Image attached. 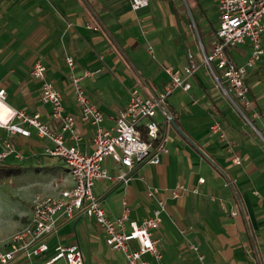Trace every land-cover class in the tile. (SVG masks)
<instances>
[{
    "label": "crops",
    "instance_id": "0c3cea01",
    "mask_svg": "<svg viewBox=\"0 0 264 264\" xmlns=\"http://www.w3.org/2000/svg\"><path fill=\"white\" fill-rule=\"evenodd\" d=\"M197 1L195 17L183 0H149L138 9L132 7V0H0V82L6 87L7 102L40 111L44 120L49 119L51 107L41 100L40 81L31 75L34 62L41 57L67 111L77 117L82 135L79 147L91 152L96 146L95 125L81 117L66 56L73 55L78 74L87 68L99 69L84 78L83 84L104 111V124L112 125L134 87L145 95L157 93L170 78L164 64L184 66L189 50L199 58V42L202 54L212 48L219 27L218 0ZM229 53L237 63H245L251 54L249 41L229 48ZM209 70L200 67L189 91L176 89L168 96L166 106L173 123L163 126L169 136L168 152L160 162L135 167L127 181L97 180L94 191L110 216L121 214L127 201L131 219L140 222L157 207V199L147 191L158 186L156 197L165 200V209L163 223L154 233L160 237L163 261L168 264H200L190 242L199 245L208 264H264V139L215 87ZM246 80L260 114L255 118L249 111L257 125L252 123L264 135V58L249 69ZM5 114L6 108L0 104L4 119ZM214 114L223 121L227 135L237 140V150L243 155L241 164L232 162L226 142L210 132ZM157 117L164 119L161 110ZM51 124L55 129L61 127L59 120H51ZM31 129L29 136H23L0 126V150L4 140L11 138L25 158L10 155L9 159L27 160L31 167L39 162L49 168L60 161L64 164L61 157L44 153V146L52 142ZM65 135L68 143H75L69 131ZM104 163L112 172L120 167L111 156ZM201 176L204 182L199 181ZM178 182H184L187 189L174 197L172 190ZM67 184H74L71 173ZM233 209L236 214H232ZM47 242L49 248L34 258V263L48 261L59 243L78 242L85 264H127L125 252L107 243L102 227L93 218L63 220ZM137 244V240L131 241V246ZM53 264H64V259Z\"/></svg>",
    "mask_w": 264,
    "mask_h": 264
},
{
    "label": "built area",
    "instance_id": "2783aa9c",
    "mask_svg": "<svg viewBox=\"0 0 264 264\" xmlns=\"http://www.w3.org/2000/svg\"><path fill=\"white\" fill-rule=\"evenodd\" d=\"M148 3L149 0H132V7L138 9ZM217 11L219 27L216 39L209 51L204 50L203 62L232 100L236 102L233 94L247 109L252 105V99L246 78L249 69L256 67L264 58V0H218ZM95 28L99 27L96 25ZM247 41L251 46V54L245 63L239 64L230 56L229 48ZM149 51L154 55L152 46H149ZM66 62L70 67L71 84L81 117L95 125L96 146L91 152L79 147L82 135L77 127V117L67 111L63 95L48 78L47 65L41 57L34 62L31 75L40 81L41 100L51 107L48 120L42 118L40 111L31 112L24 107L11 106L7 102L6 87L0 82V104L7 113L6 119L0 115V126L7 128L9 133L23 136H29L31 128H35L40 137L52 142V145L44 146V153L61 157L74 178L72 186L53 190L35 201L29 222L0 245V264H17L23 260L26 264H53L59 258L64 259V264H85L83 250L78 242L59 243L55 254L48 261L33 262L34 258L47 251V238L57 232L61 222L78 216L96 220L105 233L107 243L125 252L127 264H153V261L155 264H168L163 261L160 237L154 233L163 223L165 209V200L156 197L159 187L148 188V195L155 197L158 205L151 214L138 222L131 219L127 201H124L121 214L110 216L102 198L95 193L94 185L97 180L127 181L129 171L135 167L160 162L162 155L168 152L169 136L163 126L173 123V115L166 106L167 98L176 89L189 91L192 88V78L200 68V61L189 50L188 61L184 66L164 64L170 77L164 88L145 95L140 88L134 87L127 103L119 111L116 122L109 126L104 124V111L90 98L83 84L84 78L93 76L99 69L87 68L78 74L75 72L76 60L73 55L68 54ZM237 106L243 112L244 109ZM159 110L164 115L162 121L157 117ZM51 120H59L60 129H55ZM209 129L212 134L226 140V149L232 162L241 164L243 155L228 138L223 121L215 118ZM66 131L70 132L69 138L75 143L67 142ZM10 155L18 159L25 158L23 150L11 138H6L0 150V161H5ZM107 156L119 164L116 172L110 171L104 163ZM199 181L204 182L205 177H199ZM186 189L184 182H178L172 190L173 196H180ZM194 191L197 189L194 188ZM231 212L236 214L237 210ZM132 240H137V246H131ZM189 246L197 252L200 264H208L197 243L190 242Z\"/></svg>",
    "mask_w": 264,
    "mask_h": 264
},
{
    "label": "rangeland",
    "instance_id": "374dc122",
    "mask_svg": "<svg viewBox=\"0 0 264 264\" xmlns=\"http://www.w3.org/2000/svg\"><path fill=\"white\" fill-rule=\"evenodd\" d=\"M187 5L188 9L197 16V0H183ZM192 27L196 33L197 38L199 37V31L197 26L193 23ZM200 41V40H199ZM198 59L200 61V67L206 66L204 61V52L201 53V42H199ZM210 72V70H209ZM211 73V72H210ZM214 78V85L218 87L223 96L228 98L232 105L238 110L239 114L250 124L255 132H257L263 139L264 135L258 131L252 123V118L238 108L239 105L242 108V103L239 98L235 97L232 93V98L225 92L223 86L219 83L216 77L211 73ZM193 99H198L194 97ZM198 101V100H197ZM237 103V104H236ZM247 109L252 112L255 118H260L259 111L255 108L254 102L252 105L247 107ZM216 111V110H214ZM257 113V114H254ZM219 118L218 114L213 115V119ZM222 142L226 140L218 137ZM228 138L235 145V149H238L237 140L228 135ZM44 165L40 167V165ZM52 165V163H49ZM65 164V163H64ZM60 161L59 164H55L53 168L45 167L46 163L39 162L34 164V166H29L27 160L20 161L15 159L7 158L6 161H0V245L4 243L10 237V235L21 228L23 225L27 224L30 220V214H32V209L36 200L41 199L48 195L53 190H58L59 188L68 186L67 180L70 177V170L68 166L64 165ZM36 166L38 168H36ZM68 178V179H67Z\"/></svg>",
    "mask_w": 264,
    "mask_h": 264
},
{
    "label": "trees",
    "instance_id": "16d2710c",
    "mask_svg": "<svg viewBox=\"0 0 264 264\" xmlns=\"http://www.w3.org/2000/svg\"><path fill=\"white\" fill-rule=\"evenodd\" d=\"M99 25H100V24H99ZM99 25H98V27H99ZM100 27H102V26H100ZM111 39H112L113 44H115V41L113 40V38H111ZM242 108L244 109V111L246 112V114L249 115V116L252 118L253 123L257 125L255 118L252 117V114L249 113V110H247V109L244 108V107H242ZM229 181H230V183L232 182L231 180H229ZM254 249H255V246H254ZM255 251H257V249H255Z\"/></svg>",
    "mask_w": 264,
    "mask_h": 264
}]
</instances>
